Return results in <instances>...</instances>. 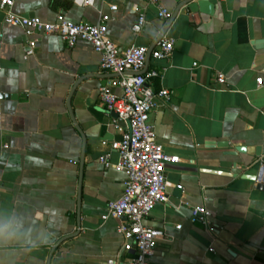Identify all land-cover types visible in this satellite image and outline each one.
I'll use <instances>...</instances> for the list:
<instances>
[{"label": "crops", "instance_id": "0c3cea01", "mask_svg": "<svg viewBox=\"0 0 264 264\" xmlns=\"http://www.w3.org/2000/svg\"><path fill=\"white\" fill-rule=\"evenodd\" d=\"M13 1L14 12L44 21L62 14L96 23L100 12L108 13L107 34L120 49L155 47L169 20L146 0H93L88 6ZM182 1L160 4L172 14ZM210 2L212 14L199 12L195 0L182 5L164 34L173 40L169 57H149L141 70L159 71L148 83L169 91L149 121L164 151L178 157L165 164L167 201L156 203L143 221L165 234L149 264H264V190L243 178L264 166V45H255L264 40V0ZM140 14L146 23L134 34ZM35 37L34 53L26 56L29 38L2 22L0 264L120 263L132 255L117 231L125 218L102 216L122 194L126 173L116 166V152L107 167L99 158L108 149L100 141L119 139L121 132L110 125L116 117L105 110L98 88L120 93V78L132 72L101 70L100 55L87 41L67 46L56 35ZM216 141L226 145H210ZM237 146H258L260 155ZM195 205L210 210L214 231L191 221Z\"/></svg>", "mask_w": 264, "mask_h": 264}, {"label": "built area", "instance_id": "2783aa9c", "mask_svg": "<svg viewBox=\"0 0 264 264\" xmlns=\"http://www.w3.org/2000/svg\"><path fill=\"white\" fill-rule=\"evenodd\" d=\"M157 6V16L168 19L171 11L161 5L162 0H146ZM80 6L93 4V0H73ZM13 0H0V10L3 11V22L20 27L29 38L26 56L34 53L36 45L35 35H56L67 46H73L78 40L91 44L94 51L100 55L99 67L101 70L123 74L118 82L121 90L115 92L110 86L103 85L98 88V94L105 110L117 114L110 125L120 130L119 139L101 140L102 146L108 149L100 156L99 161L104 166H109L111 152L117 153L116 166L124 170L126 180L122 194L115 200H110L106 205L103 219L108 217L125 218V222L117 225V231L123 236V249L131 250L132 255L116 264H149L154 254L155 243L165 237L163 230L144 224V218L149 215L158 202H166L167 182L164 173L167 162H177L176 155L164 151L162 144L157 140L154 125L149 121L150 113L157 107V101H166L169 91L161 88L155 91L148 83V79L155 77L159 71L152 69L141 72L145 66L148 47L132 45L120 49L107 34V22L111 19L108 13L100 12L96 23L71 21L62 14L57 15L53 21H44L37 16H25L12 10ZM110 11L117 9L116 4H108ZM146 23L144 14L138 15L131 26L134 34L138 33ZM173 49V40L164 35L156 42L150 51L154 59L168 58ZM217 82L223 84L225 76L218 73ZM257 83L262 78L256 79ZM118 121L125 124L121 129ZM211 212L203 205L191 208V221L198 220L214 231L210 220ZM181 228V224L175 226ZM110 264L115 261L108 260Z\"/></svg>", "mask_w": 264, "mask_h": 264}, {"label": "water", "instance_id": "95a60500", "mask_svg": "<svg viewBox=\"0 0 264 264\" xmlns=\"http://www.w3.org/2000/svg\"><path fill=\"white\" fill-rule=\"evenodd\" d=\"M190 1H193V0H184L175 8L173 13L169 17L167 24L165 25V27L162 29L159 36L157 37L156 42L158 40H160V38L166 33V31L168 30V27L170 26L172 20L175 18L179 8L182 5H184ZM195 3H196V7H197L198 11L201 13L212 14L214 11V5L212 4V2H210V0H195ZM3 17H4V13L2 10H0V28H1V25L3 22ZM255 45H257V46L264 45V40H258V41L256 40ZM152 48H153V46L148 48V52L146 55V62H145V66H144L143 70L146 68V65H147L149 57H150V51L152 50ZM117 74H119V73H117ZM111 115H113L115 117L117 116V114L114 112H111ZM210 145L225 146L226 144L224 142L216 141V142H211ZM235 150L238 152H246V153L255 154L257 156L260 155V148L258 146L254 147V148L248 147V146H237L235 148ZM243 178L257 181V188H261L264 190V166H262V165L259 166L254 174H245V176ZM179 189L180 188H178V192H180Z\"/></svg>", "mask_w": 264, "mask_h": 264}, {"label": "clouds", "instance_id": "9594fccd", "mask_svg": "<svg viewBox=\"0 0 264 264\" xmlns=\"http://www.w3.org/2000/svg\"><path fill=\"white\" fill-rule=\"evenodd\" d=\"M3 231H4L3 227H0V236L3 235ZM49 242H50V241H48V240L41 241L42 244H46V243H49Z\"/></svg>", "mask_w": 264, "mask_h": 264}]
</instances>
